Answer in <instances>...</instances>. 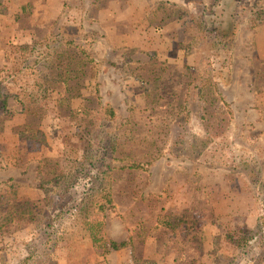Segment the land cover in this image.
<instances>
[{"label":"rangeland","instance_id":"rangeland-1","mask_svg":"<svg viewBox=\"0 0 264 264\" xmlns=\"http://www.w3.org/2000/svg\"><path fill=\"white\" fill-rule=\"evenodd\" d=\"M263 1L1 0L0 86L17 74L12 92L23 94L31 84L23 49L57 32L58 52L70 45L63 57L41 60L39 77L67 75L72 108L109 103L118 116L116 157L144 167L119 171L112 162L114 207L104 214L84 199L91 179L63 197L53 183L43 193L37 162L52 179L49 160L78 158L79 120L63 119L54 100L24 113L12 98L6 110L0 104V190L17 184L16 199L39 209L0 231V264H264V17L254 30L245 23ZM227 34L228 49L216 50ZM206 72L231 82L201 84ZM61 125L67 137L56 138ZM26 130L45 133L49 148L20 141ZM157 214L184 216L188 226L170 230ZM96 222L99 245L86 232ZM129 240L119 251L109 245Z\"/></svg>","mask_w":264,"mask_h":264},{"label":"trees","instance_id":"trees-1","mask_svg":"<svg viewBox=\"0 0 264 264\" xmlns=\"http://www.w3.org/2000/svg\"><path fill=\"white\" fill-rule=\"evenodd\" d=\"M260 8V7H259ZM256 12H250L245 23L250 30H254L256 28V24L258 21L264 17V1L261 2V8ZM7 14V8L3 2L0 0V25L2 18ZM201 20V18H200ZM240 21V20H239ZM236 23H234V27H232V31L236 30ZM210 34H218V30L214 29L209 32ZM232 32H230L231 35ZM230 35L227 34L226 40H216V50H227L226 46L229 43ZM216 36V35H215ZM225 37V36H224ZM232 37V35H231ZM51 38V41H50ZM44 40V41H43ZM43 40L40 43H32L28 48L23 49L21 53L20 62L23 64H27L28 72L27 77H30L31 84L26 85L24 89H22L23 94H17L12 92L13 85L17 80V74L15 78L9 80L7 79L4 86H0V104L3 110H6L8 107L7 103L9 98L15 100V104L19 107V112L26 111V105H30L34 102L43 103L45 101L54 100L55 103L60 108L59 111L65 116L63 119L72 118L78 119L79 122H76L78 125L74 127L76 132L79 131L77 136V142H83L85 144V148H82L81 152H79L76 146L72 147V151L79 155L78 158H69V161L65 160H49V166L52 168L51 171H55V175L52 179H46L44 177V173L48 174L46 165L44 160H40L37 163L36 175L38 180V186L36 189L41 190L43 193L48 192L46 185L53 183L56 187V194L59 197H63L67 191L71 188H74L76 184L82 180V178L91 179V186L87 188L85 193V200L91 199L93 203L99 206L100 211L104 214L106 211L111 210L114 206V203L111 198V194L109 191V187L106 184L107 176L109 172H111V168L113 167L112 162H118L115 168L119 171H139L143 170V165L139 163L132 162L127 156L121 157L120 159L116 157L117 148H116V136L112 133L111 127L113 123L116 122L118 116L116 111L109 103H100L99 98H97L98 105L96 107H76L72 108L71 103L69 102V90H68V81L69 78L67 75L58 81L51 80H42L38 73L35 70V67L41 62V60L50 58L53 54H56L58 57H63V51L66 49L65 47L70 45L69 41L62 42L64 45L63 49L58 52L59 42L62 40L57 32H48L44 35ZM191 44V43H190ZM190 45L184 46L185 49H189ZM182 47V45H181ZM90 66H92V61L89 60ZM67 73V72H66ZM207 76L205 74H201L200 82L201 84L204 81H212L213 85L217 88L219 85H223L224 87L228 86L231 82L230 76L228 78H222L223 83H220L219 76L217 80L210 78V72ZM15 79V80H14ZM61 88L57 89L58 86ZM21 88L20 86H18ZM201 87L198 88V91ZM54 93L56 96L55 99L50 98L51 94ZM98 91H95L97 94ZM188 114L190 113L187 110ZM61 120V119H59ZM189 119H187L188 121ZM83 123V125H82ZM85 123V124H84ZM183 124V123H182ZM181 124V125H182ZM186 125V123H185ZM65 129L62 125L55 130L56 138L61 136L67 137V135L60 134V131ZM17 138L20 141L31 143V144H39L42 147L49 148L48 142L46 141V135L42 131L37 130H26L23 132L17 133ZM76 143V142H73ZM78 144V143H76ZM148 145V143H146ZM186 144H189L188 142ZM203 144V143H201ZM143 143L139 144L137 147H141ZM191 144V147L194 146ZM186 146V145H183ZM149 148V147H148ZM147 149H145L146 151ZM102 163V164H101ZM150 162H147L146 165H150ZM264 188V182L262 186ZM17 184H7L0 190V231L8 226L13 224L17 219H20L23 215L26 216H34L36 217L39 214V209H36V204L33 202H29L26 200H17L16 194L18 191ZM260 194L262 196V203L264 205V190L260 189ZM260 197V196H259ZM156 222L158 225L164 226L170 230H178L180 227L188 226V221L184 216H176V215H156ZM101 222H96L93 224H87L86 232L88 233L91 243L97 244L100 242L99 233L102 227ZM42 226V225H41ZM111 249L115 251H119L125 248L130 247V240L127 242H109Z\"/></svg>","mask_w":264,"mask_h":264}]
</instances>
